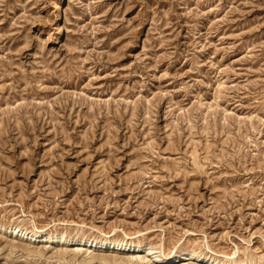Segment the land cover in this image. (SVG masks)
Segmentation results:
<instances>
[{"label": "rangeland", "instance_id": "rangeland-1", "mask_svg": "<svg viewBox=\"0 0 264 264\" xmlns=\"http://www.w3.org/2000/svg\"><path fill=\"white\" fill-rule=\"evenodd\" d=\"M0 224L264 264V0H0Z\"/></svg>", "mask_w": 264, "mask_h": 264}, {"label": "bare ground", "instance_id": "bare-ground-1", "mask_svg": "<svg viewBox=\"0 0 264 264\" xmlns=\"http://www.w3.org/2000/svg\"><path fill=\"white\" fill-rule=\"evenodd\" d=\"M0 226H4V224H0ZM11 236L17 237L22 240H26L32 244H48V243H57V244H65L73 247H77L79 249H95L100 250L101 252L110 251L116 255H125L129 257V261L133 262V258L137 259L140 263H158L159 260L163 262V264H178L183 262L184 260H193L195 263H205V264H234L230 261H221L212 256H205L198 254L196 252H186L182 251L181 253L174 255L172 257H163L160 259L158 255L153 254V249L151 247H144L142 245H137L135 243H128L126 241L122 242H112L104 239L96 240L90 239L87 237H69L65 234H56L51 235L48 232H36L33 230H28L25 228H20L18 226H10L7 227ZM2 230V229H1ZM141 250V251H140ZM109 252V253H110ZM144 253V254H142ZM179 257V258H177ZM132 258V259H131ZM182 259L181 261H179ZM177 262V263H176ZM233 262V261H232ZM105 263V262H104ZM108 263V262H107ZM135 264V262H133ZM132 264V263H131Z\"/></svg>", "mask_w": 264, "mask_h": 264}]
</instances>
